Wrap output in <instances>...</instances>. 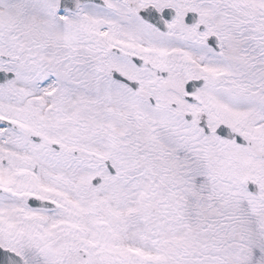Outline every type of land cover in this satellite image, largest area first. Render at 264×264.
Masks as SVG:
<instances>
[{
  "label": "snow or ice",
  "instance_id": "6c2138e0",
  "mask_svg": "<svg viewBox=\"0 0 264 264\" xmlns=\"http://www.w3.org/2000/svg\"><path fill=\"white\" fill-rule=\"evenodd\" d=\"M0 264H264V0H0Z\"/></svg>",
  "mask_w": 264,
  "mask_h": 264
}]
</instances>
